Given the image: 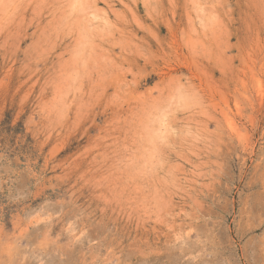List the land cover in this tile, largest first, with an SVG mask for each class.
I'll use <instances>...</instances> for the list:
<instances>
[{
	"label": "rangeland",
	"instance_id": "rangeland-1",
	"mask_svg": "<svg viewBox=\"0 0 264 264\" xmlns=\"http://www.w3.org/2000/svg\"><path fill=\"white\" fill-rule=\"evenodd\" d=\"M0 264H264V0H0Z\"/></svg>",
	"mask_w": 264,
	"mask_h": 264
}]
</instances>
